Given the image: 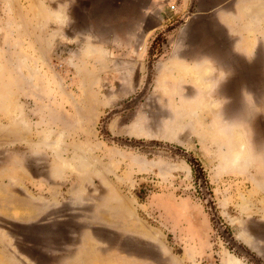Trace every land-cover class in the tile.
I'll use <instances>...</instances> for the list:
<instances>
[{"label": "rangeland", "instance_id": "obj_1", "mask_svg": "<svg viewBox=\"0 0 264 264\" xmlns=\"http://www.w3.org/2000/svg\"><path fill=\"white\" fill-rule=\"evenodd\" d=\"M155 6L0 0V264H264V0Z\"/></svg>", "mask_w": 264, "mask_h": 264}, {"label": "trees", "instance_id": "obj_2", "mask_svg": "<svg viewBox=\"0 0 264 264\" xmlns=\"http://www.w3.org/2000/svg\"><path fill=\"white\" fill-rule=\"evenodd\" d=\"M189 162L192 167L194 177L198 182V186H200V189L204 188L207 190L208 193L212 194V191L210 190V186H209L207 173L201 161L198 158L193 157L192 159H190Z\"/></svg>", "mask_w": 264, "mask_h": 264}, {"label": "crops", "instance_id": "obj_3", "mask_svg": "<svg viewBox=\"0 0 264 264\" xmlns=\"http://www.w3.org/2000/svg\"><path fill=\"white\" fill-rule=\"evenodd\" d=\"M148 2H149V5L152 4L153 9H156L157 6H155V5H157V3L160 4V3H161V0H148ZM153 4H154V5H153ZM239 133H240V131H239ZM235 136H238V133L235 134ZM241 141H243V140H242V137H239V138H237V140L235 141V144L240 145L239 147L242 148V144H240ZM242 157H243V156H242L241 154L238 153V154L235 155V157L232 158L231 160H233L234 162L236 161V163L238 162V164H239V163L243 162V158H242Z\"/></svg>", "mask_w": 264, "mask_h": 264}, {"label": "bare ground", "instance_id": "obj_4", "mask_svg": "<svg viewBox=\"0 0 264 264\" xmlns=\"http://www.w3.org/2000/svg\"><path fill=\"white\" fill-rule=\"evenodd\" d=\"M61 135H62V134H61ZM59 140H60V139H59ZM54 144H55V143H54ZM58 144H60V141L57 140V141H56V145L58 146ZM64 164H65V163H64ZM232 261H233V260H232ZM230 264H241V263H239V262H236V263H235V262H232V263H230Z\"/></svg>", "mask_w": 264, "mask_h": 264}, {"label": "built area", "instance_id": "obj_5", "mask_svg": "<svg viewBox=\"0 0 264 264\" xmlns=\"http://www.w3.org/2000/svg\"><path fill=\"white\" fill-rule=\"evenodd\" d=\"M175 7L174 6H172V9H174Z\"/></svg>", "mask_w": 264, "mask_h": 264}]
</instances>
